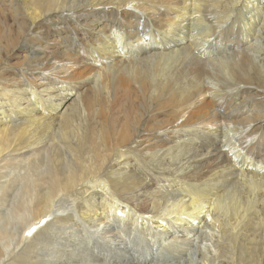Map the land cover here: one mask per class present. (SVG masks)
Listing matches in <instances>:
<instances>
[{
  "label": "bare ground",
  "instance_id": "bare-ground-1",
  "mask_svg": "<svg viewBox=\"0 0 264 264\" xmlns=\"http://www.w3.org/2000/svg\"><path fill=\"white\" fill-rule=\"evenodd\" d=\"M195 148L159 168L176 189L145 184ZM63 198L200 240L196 264H264V0H0V264H86Z\"/></svg>",
  "mask_w": 264,
  "mask_h": 264
},
{
  "label": "rangeland",
  "instance_id": "rangeland-1",
  "mask_svg": "<svg viewBox=\"0 0 264 264\" xmlns=\"http://www.w3.org/2000/svg\"><path fill=\"white\" fill-rule=\"evenodd\" d=\"M228 147H229L228 145L226 147H223V149H224L223 151H225V149ZM194 150H193L194 152L191 150V151H189V153H187L181 157H178L176 159L170 158V159H168V162H166V163L161 162L160 164H153L154 163L153 162L151 164V166H149V170H148L149 176L146 179L145 184L146 185L148 184L147 186L148 187L150 186L152 189L156 188L157 190L155 189V191H158L160 194H163L164 193L163 191H165V193H170L171 191L176 189V186H175L176 184L173 181H171L173 176L171 177L170 181H165L164 178L157 179L156 175H158V173L160 175V171H161L160 169H162L164 166H166L167 163L172 164L170 167H175V168L180 167V165L185 163L189 157L193 156V153L197 154L196 148ZM229 152L231 154L230 149H229ZM207 160L208 161L210 160V161L208 162ZM212 160L213 159H206L205 160L206 162H204V164L202 165L204 170H206V169L209 170V168L212 167V165L214 164ZM206 171H204V172H206ZM157 181H159V184L164 186V188L162 187L160 189L159 187H161V185H157L156 184ZM140 196H141V194H140ZM142 198L141 197L140 198L134 197V198H132V203L133 204L136 203V204H138V206L140 205L139 208L146 209V208H148V203H146V201H143ZM70 199L71 198H68V199L63 198V203H64V205L67 204L68 209L70 211L74 212V216L76 219L73 223L72 229L75 228V231L71 230L69 228H68V231H66V232H64L62 230L58 231L55 234V239H56V242L60 243L59 247L62 246L61 248L66 252V253H64L65 256L69 251L73 250L74 254L72 255L71 259H78L79 260L84 255V260L82 262L86 263V264H90L92 262L95 263L94 259H96L98 256L100 258H102V256L104 257V259L98 258V259H100L99 260L100 264H152V263L153 264L154 263L155 264H158V263L159 264H177V263L181 264V261H182V263L184 262L185 264L186 263L187 264L188 263L189 264H196L195 262H197V260L192 258V256H193V254H195L198 251V249H200L201 251L203 250L204 246L201 244L200 240H194V242H192V243L172 242L173 244L172 243L171 244L170 243H168V244L164 243L163 244V242L165 241L164 237L167 236V234H164L163 236H161L160 231H157L156 229H154L152 227H150L152 230L150 228H148L149 230L144 229L141 231V229L137 227V224L136 225L134 224L135 227H133L131 225V223H129V221H123L124 222L123 223L121 221V219L119 218V216H117V215L113 216V219H112V216L111 217L109 216L105 220L103 219L104 222H101L98 219L95 220V222L94 221L91 222V220H89L90 222L89 221L87 222V220H85V219H82L79 217L77 218L78 215L75 214V212H76L75 210L77 209V207H76L77 204L74 205V203L71 202L72 200H70ZM100 199H101L100 195H97V196H94L92 199H90L87 203L89 205H93L92 208H95L98 211L99 209H98L97 203L99 202ZM118 199L119 198H116L114 202L115 203H121L122 199L121 198L119 200ZM95 205H96V207H95ZM128 205H130V204H128ZM64 207H66V206H64ZM0 217L3 218V220L7 223L8 227L13 231L14 227L12 225L11 217L9 214H7L5 209L0 210ZM93 218L95 219V216ZM97 221H98V223H96ZM99 221L101 223H99ZM107 222H108V224H107ZM125 223L128 225H126ZM99 224L100 225L102 224V225L100 226ZM170 228H171L170 233L168 235H170L173 231H175V230H173L174 225L173 226L170 225ZM101 229H103L104 231ZM97 235L99 236V238ZM103 235H104V237H103ZM156 235H158V236H156ZM105 237H106V239H105ZM197 241H199V242H197ZM195 245H196V247H195ZM168 246H170V247L168 248ZM63 247H66L68 250L64 249ZM52 251H53V249L49 250L48 253H51ZM66 258L67 257H63L62 259L65 260ZM196 258H199V257H196ZM156 259L159 262H157ZM186 259H188V260H186ZM191 259H194L195 262H192L193 260H191Z\"/></svg>",
  "mask_w": 264,
  "mask_h": 264
}]
</instances>
